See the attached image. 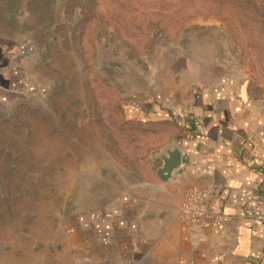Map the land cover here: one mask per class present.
I'll return each mask as SVG.
<instances>
[{
	"label": "rangeland",
	"instance_id": "1",
	"mask_svg": "<svg viewBox=\"0 0 264 264\" xmlns=\"http://www.w3.org/2000/svg\"><path fill=\"white\" fill-rule=\"evenodd\" d=\"M243 85L264 96V0H0V264L78 263L80 216L158 173L144 97Z\"/></svg>",
	"mask_w": 264,
	"mask_h": 264
},
{
	"label": "crops",
	"instance_id": "2",
	"mask_svg": "<svg viewBox=\"0 0 264 264\" xmlns=\"http://www.w3.org/2000/svg\"><path fill=\"white\" fill-rule=\"evenodd\" d=\"M256 89L148 96L128 109L163 124L162 162L179 149L181 165L167 181L161 166L120 202L81 215L76 264H264V96ZM191 187L207 190L230 220L219 227L184 220L179 209Z\"/></svg>",
	"mask_w": 264,
	"mask_h": 264
},
{
	"label": "built area",
	"instance_id": "3",
	"mask_svg": "<svg viewBox=\"0 0 264 264\" xmlns=\"http://www.w3.org/2000/svg\"><path fill=\"white\" fill-rule=\"evenodd\" d=\"M181 217L202 227H219L230 220V217L215 208L207 190L189 188L180 205ZM264 220V215L261 216Z\"/></svg>",
	"mask_w": 264,
	"mask_h": 264
},
{
	"label": "water",
	"instance_id": "4",
	"mask_svg": "<svg viewBox=\"0 0 264 264\" xmlns=\"http://www.w3.org/2000/svg\"><path fill=\"white\" fill-rule=\"evenodd\" d=\"M181 165V152L179 149L172 150L168 156L164 158V164L160 171V176L164 181L171 178L173 172Z\"/></svg>",
	"mask_w": 264,
	"mask_h": 264
}]
</instances>
